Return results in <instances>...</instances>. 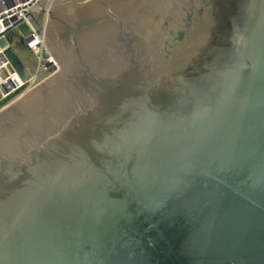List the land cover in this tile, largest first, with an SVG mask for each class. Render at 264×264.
I'll use <instances>...</instances> for the list:
<instances>
[{
	"label": "water",
	"instance_id": "obj_1",
	"mask_svg": "<svg viewBox=\"0 0 264 264\" xmlns=\"http://www.w3.org/2000/svg\"><path fill=\"white\" fill-rule=\"evenodd\" d=\"M45 4L57 65L0 38V264H264V0Z\"/></svg>",
	"mask_w": 264,
	"mask_h": 264
},
{
	"label": "built area",
	"instance_id": "obj_2",
	"mask_svg": "<svg viewBox=\"0 0 264 264\" xmlns=\"http://www.w3.org/2000/svg\"><path fill=\"white\" fill-rule=\"evenodd\" d=\"M38 1L0 0V38L8 36L13 30L16 31L17 26L23 22L29 24L32 28V33L27 37L26 46L29 50L39 55L38 70L41 71L51 65H57V63L52 55H49L47 59L43 58V52L47 51L44 43L45 30L42 29L38 34L23 12ZM23 84L21 77L12 67L5 49L0 47V98L12 94Z\"/></svg>",
	"mask_w": 264,
	"mask_h": 264
},
{
	"label": "crops",
	"instance_id": "obj_3",
	"mask_svg": "<svg viewBox=\"0 0 264 264\" xmlns=\"http://www.w3.org/2000/svg\"><path fill=\"white\" fill-rule=\"evenodd\" d=\"M53 0H46V9L49 10L50 6L52 4ZM45 28H46V22H45ZM44 28V30H45ZM47 48V46H46ZM47 51L50 53V51L47 48ZM17 52L18 55L20 56V58L22 59V61L24 62V64L26 65V67L30 70L33 71L34 67H35V62L33 60V57L29 56L30 54H27L24 48H18L17 47ZM51 55V53H50ZM32 89V87L30 88Z\"/></svg>",
	"mask_w": 264,
	"mask_h": 264
},
{
	"label": "rangeland",
	"instance_id": "obj_4",
	"mask_svg": "<svg viewBox=\"0 0 264 264\" xmlns=\"http://www.w3.org/2000/svg\"><path fill=\"white\" fill-rule=\"evenodd\" d=\"M14 41L18 45V48H24L26 53L30 54L29 56L33 57V60L35 62V67H34L33 71L37 70L38 69V64H39V55H37L34 52H32L31 50H29L28 47L25 44H21L20 43V41H21L20 37H18L17 35L15 36ZM45 47H46V45H45Z\"/></svg>",
	"mask_w": 264,
	"mask_h": 264
},
{
	"label": "flooded vegetation",
	"instance_id": "obj_5",
	"mask_svg": "<svg viewBox=\"0 0 264 264\" xmlns=\"http://www.w3.org/2000/svg\"><path fill=\"white\" fill-rule=\"evenodd\" d=\"M20 43L22 44V42L20 41Z\"/></svg>",
	"mask_w": 264,
	"mask_h": 264
}]
</instances>
